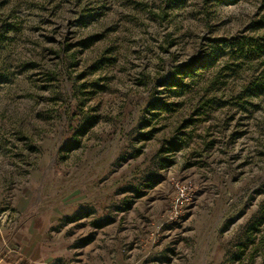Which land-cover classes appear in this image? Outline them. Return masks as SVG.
<instances>
[{
  "label": "rangeland",
  "instance_id": "obj_1",
  "mask_svg": "<svg viewBox=\"0 0 264 264\" xmlns=\"http://www.w3.org/2000/svg\"><path fill=\"white\" fill-rule=\"evenodd\" d=\"M263 234L264 0H0L8 251L264 264Z\"/></svg>",
  "mask_w": 264,
  "mask_h": 264
},
{
  "label": "crops",
  "instance_id": "obj_2",
  "mask_svg": "<svg viewBox=\"0 0 264 264\" xmlns=\"http://www.w3.org/2000/svg\"><path fill=\"white\" fill-rule=\"evenodd\" d=\"M56 262L54 254L46 244L29 241L18 249V252L11 253L0 241V264H55Z\"/></svg>",
  "mask_w": 264,
  "mask_h": 264
},
{
  "label": "trees",
  "instance_id": "obj_3",
  "mask_svg": "<svg viewBox=\"0 0 264 264\" xmlns=\"http://www.w3.org/2000/svg\"><path fill=\"white\" fill-rule=\"evenodd\" d=\"M167 1V4H168V6L170 5L171 6V8H174V7H176V6H178L179 4H182L183 2H185L186 3V1L187 0H166ZM86 41L87 40H83V42H82V44H84V45H87L86 44ZM174 81V80H173ZM178 85V84H177ZM182 87V86H181ZM246 89L248 90V91H254L255 90V88L254 87H251V86H249V87H246ZM205 106H207V104H205ZM193 123H195L194 121H188V122H186V124L183 126L184 128L185 127H188V125L189 124H193ZM222 141H223V139H221ZM204 141V140H203ZM214 143H215V141H213ZM188 143H187V140H186V138H185V136H184V134H183V136H178V137H176V140H174V141H172V142H170L169 143V145H170V152L172 151V152H174V155H177V152L179 151H182V149L184 148V147H186V145H187ZM212 145V144H211ZM211 145L210 144H207V145H205V146H203V148H211ZM202 148V145H201V143H200V141H197L196 142V144L193 146V149L195 150V153H198L199 152V150ZM202 148V149H203ZM168 163L170 164V165H172V164H174L175 163V160L172 158L170 161H168ZM195 164V163H194ZM259 225V224H258ZM264 235V234H263Z\"/></svg>",
  "mask_w": 264,
  "mask_h": 264
},
{
  "label": "built area",
  "instance_id": "obj_4",
  "mask_svg": "<svg viewBox=\"0 0 264 264\" xmlns=\"http://www.w3.org/2000/svg\"><path fill=\"white\" fill-rule=\"evenodd\" d=\"M194 195V193L177 195L176 197L172 198L171 204L174 206V209L183 208L186 205L189 206L194 202Z\"/></svg>",
  "mask_w": 264,
  "mask_h": 264
}]
</instances>
